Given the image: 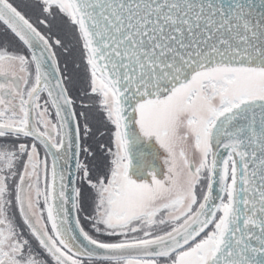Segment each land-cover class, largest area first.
Wrapping results in <instances>:
<instances>
[{
    "label": "snow or ice",
    "instance_id": "6c2138e0",
    "mask_svg": "<svg viewBox=\"0 0 264 264\" xmlns=\"http://www.w3.org/2000/svg\"><path fill=\"white\" fill-rule=\"evenodd\" d=\"M24 7L47 33L0 0L27 49L0 41V264H264V0ZM57 49L82 72L81 106L111 126L95 176Z\"/></svg>",
    "mask_w": 264,
    "mask_h": 264
},
{
    "label": "rangeland",
    "instance_id": "374dc122",
    "mask_svg": "<svg viewBox=\"0 0 264 264\" xmlns=\"http://www.w3.org/2000/svg\"><path fill=\"white\" fill-rule=\"evenodd\" d=\"M20 3H19V2ZM15 3L20 4V10L26 14V16H29L33 13V11L29 8L24 7L25 5L31 4V1L24 2V0H14ZM36 12V11H35ZM36 14V13H35ZM38 16V15H37ZM36 16V17H37ZM35 21L34 19H31ZM36 22V21H35ZM54 31H58L59 29H54ZM70 39V37H68ZM0 41L4 42H10V46L13 48V50L18 51L23 54V51H20V49L15 47V44L17 41H15V38H13L10 33L5 32L2 25H0ZM7 46V44H6ZM22 50L23 47L19 45ZM71 47V45H69ZM64 63L67 65L68 69L70 70L68 72V75L71 76V80H69L71 86L75 89H82L83 84L81 82V76L82 72L76 67V65L73 63V57L69 56L68 53L63 57ZM95 101H92L90 104H94ZM75 109L78 113V121L81 126V130L83 133H81V136L83 134V145L89 147L91 151V155L89 156L86 154L84 157H80V161L83 163V161L86 160L84 164H87L90 172L93 176H95L98 172L102 171L106 164L110 163V157L107 155L106 152H103V149L105 147L109 148V141L112 143V136L110 132V125L106 124L105 117L102 112L97 111L96 106H92L89 108H83L81 105L77 103L75 106ZM80 113H83V115H79ZM87 124L91 131L90 133L85 136L84 134V125ZM97 138L91 141V145L87 142V139ZM107 140V141H106ZM103 146L104 148L100 147ZM112 148H114V144L112 143ZM82 174L77 173V186L81 191V211H84V200L86 196V189L85 185H87V182L82 180L80 178ZM88 201V199H86ZM85 207H87L85 205Z\"/></svg>",
    "mask_w": 264,
    "mask_h": 264
},
{
    "label": "trees",
    "instance_id": "16d2710c",
    "mask_svg": "<svg viewBox=\"0 0 264 264\" xmlns=\"http://www.w3.org/2000/svg\"><path fill=\"white\" fill-rule=\"evenodd\" d=\"M28 1H31V3L33 2V0H24V2L23 3H25V2H28ZM19 2V1H18ZM20 3V2H19ZM36 13V14H35ZM37 15H39V12L38 11H33V13L32 14H30L28 17L30 18V19H34L35 21H36V16ZM35 21H33V20H31V22H33L34 23V25L38 28V30H41L42 31V33H47V29L46 28H44L42 25H39L37 22H35ZM58 29H59V32H62V29L60 28V26H58L57 27ZM16 41V40H15ZM20 44L18 43V42H16V44H15V47L16 48H18V49H20V51H23L22 50V48L19 46ZM57 51V58H58V61H59V64H60V66H61V69L63 70L64 68H65V63H64V56L66 55V53L67 52H64V51H61L60 49H57L56 50ZM65 86L68 88V92H69V95L71 96V97H73L74 99H75V101H76V104L78 103L79 104V106L81 105V101L84 99V97H83V95H82V91H81V89H75V88H73L72 86H71V84H70V82H69V80H65ZM76 104H75V106H76ZM93 105L92 104H90L89 106H87V107H83L84 109L85 108H91ZM76 110V109H75ZM76 112H77V110H76ZM80 124V123H79ZM81 133H83V131L81 130ZM84 138V136H83V134H82V139ZM94 139H97V138H92V139H87V142L91 145L92 143H91V141L92 140H94ZM90 156V155H89ZM86 162V160L85 161H83V163H85ZM85 205L87 206V201H86V199L84 200V210L86 209V207H85Z\"/></svg>",
    "mask_w": 264,
    "mask_h": 264
},
{
    "label": "flooded vegetation",
    "instance_id": "af4514ba",
    "mask_svg": "<svg viewBox=\"0 0 264 264\" xmlns=\"http://www.w3.org/2000/svg\"><path fill=\"white\" fill-rule=\"evenodd\" d=\"M92 105L93 106H96L95 103L92 104ZM81 144L83 145V139H81ZM108 146L109 147H112L111 141H109V145ZM100 147L104 148L103 146H100ZM106 148L107 147H105L103 149V152H106L105 151ZM82 155L84 157L86 155V153H84L82 151ZM76 187H77V185H76ZM85 189H86V193H87L86 194V196H87L86 199H88V201H87V207H86V209L84 211H80L78 213V216H79V219L81 221V226L82 227H85V230L86 231H89L90 234H91L92 230L90 228V222L88 220H86L85 217L88 216L92 212V193H91L88 185H85ZM14 215H15V222H16V225L18 227V230L21 231L27 237L28 236V231H27L26 226L23 224L22 218L19 217L18 210H15ZM105 239H109V238L105 237ZM33 243H34V246H36V242H33Z\"/></svg>",
    "mask_w": 264,
    "mask_h": 264
},
{
    "label": "water",
    "instance_id": "95a60500",
    "mask_svg": "<svg viewBox=\"0 0 264 264\" xmlns=\"http://www.w3.org/2000/svg\"><path fill=\"white\" fill-rule=\"evenodd\" d=\"M11 35V34H10ZM17 41H18V38H15ZM18 43H20V45L23 47V49L26 51V53H27V49H26V47L25 46H23L22 45V42H19L18 41ZM51 111L53 112V116H54V110L53 109H51ZM54 119H55V117H54ZM75 127V126H74ZM49 162H50V158H49ZM75 162H76V160H75V157L71 160V166H72V171H73V176H72V179H75L76 180V170H75ZM62 163V162H61ZM160 164H161V166H163L162 165V159H161V161H160ZM75 215V214H74ZM73 228H75V224L73 223ZM78 237H79V231L77 230L76 231V233H75ZM80 240L82 241V237L80 238Z\"/></svg>",
    "mask_w": 264,
    "mask_h": 264
},
{
    "label": "bare ground",
    "instance_id": "6f19581e",
    "mask_svg": "<svg viewBox=\"0 0 264 264\" xmlns=\"http://www.w3.org/2000/svg\"><path fill=\"white\" fill-rule=\"evenodd\" d=\"M16 40V39H15ZM17 41V40H16ZM18 42V41H17ZM20 44V43H19Z\"/></svg>",
    "mask_w": 264,
    "mask_h": 264
}]
</instances>
